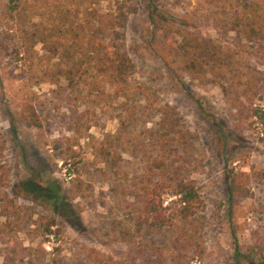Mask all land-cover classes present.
Listing matches in <instances>:
<instances>
[{"label": "rangeland", "instance_id": "374dc122", "mask_svg": "<svg viewBox=\"0 0 264 264\" xmlns=\"http://www.w3.org/2000/svg\"><path fill=\"white\" fill-rule=\"evenodd\" d=\"M4 1L0 40L9 48L0 51V264H264V93L249 98L230 89L229 80L170 72L156 53L159 31L150 15L220 43L240 72L248 66L264 82L259 44L233 33L218 36L209 25V0H129L124 49L143 115L125 132L124 98H114L104 83L91 88L49 80L45 70L55 58L25 38L27 25L16 34L9 30ZM87 6L104 11L109 3ZM13 46L21 52L12 53ZM24 99L34 105L40 127L24 123ZM167 107L173 117H161ZM163 140L168 170L193 180L199 194L182 238L174 228L148 229L145 218L135 226L136 195L159 178L153 160L163 155ZM230 169L249 175L247 193L232 203ZM171 199L165 195L163 205Z\"/></svg>", "mask_w": 264, "mask_h": 264}, {"label": "trees", "instance_id": "16d2710c", "mask_svg": "<svg viewBox=\"0 0 264 264\" xmlns=\"http://www.w3.org/2000/svg\"><path fill=\"white\" fill-rule=\"evenodd\" d=\"M105 1L109 6L104 11L88 10L90 3L98 6ZM209 2L212 5L209 25L218 36L233 33L237 38L255 41L264 54V0ZM128 8L129 0H5L1 15L11 22L9 30L14 34L27 25L30 30L24 31L25 38L31 43H41L55 58L45 70L49 80H63L70 86L82 84L91 88L104 83L113 88L114 98H124L122 104L125 108L120 117L128 118L121 121L120 128L127 132L134 117L143 115L136 108L135 92L130 87L134 65L124 49ZM150 20L159 31L156 53L170 72L180 69L197 79L209 74L212 78L229 80L230 89L249 98L264 93V82L248 71V66L240 72L237 60L220 43L185 28L174 27L163 17L155 19L150 15ZM8 48L9 45L0 40V51L6 52ZM10 51L16 55L21 52L18 46L11 47ZM223 89L227 92L226 87ZM20 113L27 126H41L40 117L28 99L23 100ZM161 117H173L171 108L162 109ZM175 132L181 133L179 129ZM166 142H161L163 155L153 160L159 169V178L144 185L140 195H136L140 206L134 210L135 226L139 229L143 223L141 218H145L148 229L174 228L182 238V228L195 214L199 194L193 180L181 178L168 170L172 162L165 160L168 157L164 151ZM116 162L114 159V164ZM226 174L227 201L232 203L247 193L249 175L233 169ZM165 195L175 196V199L164 206ZM54 222L51 218L47 227Z\"/></svg>", "mask_w": 264, "mask_h": 264}]
</instances>
